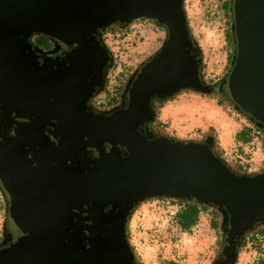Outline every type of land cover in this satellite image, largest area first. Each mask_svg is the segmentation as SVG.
<instances>
[{"label":"water","instance_id":"water-1","mask_svg":"<svg viewBox=\"0 0 264 264\" xmlns=\"http://www.w3.org/2000/svg\"><path fill=\"white\" fill-rule=\"evenodd\" d=\"M182 2L0 0V264H135L125 219L149 197L221 211L224 237L211 264H233L244 232L264 222V170H232L210 137L152 132L157 99L184 88L220 91L264 125V0L231 1L235 57L215 86L199 78ZM138 17L164 25L161 46L133 75L123 106L89 108L109 58L97 30ZM31 33L63 54L43 55Z\"/></svg>","mask_w":264,"mask_h":264},{"label":"rangeland","instance_id":"rangeland-1","mask_svg":"<svg viewBox=\"0 0 264 264\" xmlns=\"http://www.w3.org/2000/svg\"><path fill=\"white\" fill-rule=\"evenodd\" d=\"M221 1L183 0L188 25L200 50L204 80H212L220 75L225 69L227 55L231 52V47L227 44L223 33L225 25L220 9ZM149 33H165V31L149 20L138 19L131 23L123 35L106 36V43L116 59H112V65L107 69L100 90L90 99L95 107L108 109L118 102L124 86L136 73L142 61L159 49L165 34L161 42L153 46L152 42L155 41L149 37ZM37 45L44 48L49 46V41L41 37ZM182 90L173 100L182 97H187L189 100H180L171 109L175 110L171 112L177 125L185 128L193 124H204L205 127L198 129H205L207 121L218 120L216 111L212 107L214 98L203 96L191 89ZM226 99L229 100L227 97ZM166 122L169 124L170 119ZM156 131L160 133L157 128ZM164 131L171 132L167 128H164ZM173 133L188 139L198 137L195 128L186 135L180 136L175 131ZM229 162L227 163L239 173H255L264 167V163L257 167H247L239 162ZM182 208L183 204L175 201L146 199L133 211L127 230L129 243L133 246L141 264H210L219 249L218 229L213 230L209 225L215 218V210L212 207L199 208L194 225L183 231L176 218ZM5 213V208L0 206V229L3 217L5 221ZM218 221L216 220V223ZM253 231H259V227L247 231L246 234ZM244 242L238 253L236 252L235 264H254L261 257L263 238L256 236L254 242L244 238Z\"/></svg>","mask_w":264,"mask_h":264},{"label":"trees","instance_id":"trees-1","mask_svg":"<svg viewBox=\"0 0 264 264\" xmlns=\"http://www.w3.org/2000/svg\"><path fill=\"white\" fill-rule=\"evenodd\" d=\"M231 1L232 0H222L220 2V9L222 11L223 22H224V25H225L224 32H223L224 33V38L226 40H228V42L227 41L226 42H227L228 45H230L231 52H230L229 55H227V59L225 60V63H224L225 69L220 73V75L217 78L212 79V80H204L203 79V72H202L203 65L201 64L200 50H199V47L197 46V43H196L195 39L192 36L191 28L188 25V19H187L186 15H185V11H184L185 22H186L189 38L194 42V48L198 52V56H197L198 57V75H199L200 80L203 83H205L206 85H209V86L215 85L217 81L221 82L227 76V74H228V72H229V70H230V68L232 66L233 59L235 57V39H234V34H233V18H232V13H231ZM182 6H184L183 2H182ZM183 10H184V8H183ZM138 19L149 20L150 22H152V24L163 28V30L165 31L164 34L166 35V30H165L164 25L158 23L156 20H154L152 18L138 17V18L131 19L130 21H128L126 23H121V22H117V21L108 23L107 25H105L104 27L101 28L100 35L97 36V41H98L99 45L102 46L106 50V52H107V54L109 56V58H108V60L106 62V65H105L106 66L105 67V73L107 72V69L109 67H111L112 59L113 58L116 59V57L113 56V53H112L110 47L106 43V36H108V35L113 36L114 34L123 35L124 32H126L127 29L130 27L131 23H133L134 21H136ZM31 37H33V40L31 42L32 45L35 48H37V49H39L41 51H45L47 46L44 47V48H41V47H39L37 45L38 40L41 39V37H43V34H41V33H31L30 38ZM150 57L151 56H147L145 61L148 60ZM143 62L144 61H142V63ZM104 80H105V77L99 83V85H98L96 91L94 92L93 96L100 90ZM129 83H130V81H129ZM129 83L126 84L127 87H126V85L124 86V89L122 91V96H123L124 93H126V90H127L128 86H129ZM184 89H187V88H184ZM181 91H183V90L179 89L175 93H173L170 97L158 98L157 99L158 104L156 105V107L154 109L153 126L158 128V131H160L161 134H163V135H165L167 137H170V138H173V139H179V140H186V139H188L187 137H179V136L175 135L173 132L168 133L167 131H164V128H166L167 125H165L164 123H161L157 119L159 109L164 104H166L168 101L173 100L174 97L176 96V94H178ZM197 93L201 94L203 96L207 95L209 98H214L215 102H216V104L218 106H221L223 108L229 107V109H231L232 111L237 112L243 118L248 120L252 125H254L257 130L259 129L258 131L260 133H262V135L264 137V125L260 124L258 121L253 119L250 115H248L247 113L243 112L236 105H234L232 102L227 100L225 95L221 94L220 96H216L215 94L208 93V92L207 93L197 92ZM151 100L153 101L154 98H152ZM109 110H112V109H109ZM196 133L198 135V137L196 139H188V140H197V141H199V140H203L206 137H210L211 138V142H212L211 143V149H212L213 153L216 156H218L220 159H222L226 163V165L229 166L233 170V168L227 163V161H225L223 159V157L221 156V154L219 152V149H218L217 144H216V137H215L214 129L211 126H209V127L205 128V129H197ZM262 170H264V167L262 169H260L259 171H262ZM259 171H257V172H259ZM237 173H239V172H237ZM241 174H254V173H241ZM146 199H162V200L166 199V200L182 203L183 204V208H182V210L179 213H177V217L176 218H177V221H178V224H179L180 228L183 231H187L192 225H194V223L196 222L197 214L199 212V208L203 209V208H206V207H212L215 210L214 211L215 214H218L219 218H220V216H222V213H221V211H219L218 208L213 207L211 205L209 206V205L201 204V203H198V202H195V201H192V200L179 199V198H170V197H149V198H146ZM146 199H143L141 201L136 202L135 204H133V206L128 211V214H127L126 219H125V224H124V226H125V235H126L128 243H129V236H128L127 227H128V221L130 219V216L133 213V211L137 208V206L141 202L146 200ZM0 206L2 208H6L5 200H4V198H3V196L1 194H0ZM222 218H223L222 220L225 221L224 216H222ZM209 225L214 230L215 229H219L218 230L219 231V235L217 236V238L221 240L222 237H223V234H224V230H225L224 226H222L220 228L217 227L216 225H218V222L216 223L214 220L210 221ZM257 227H259V231H256V232L253 231L252 233H250L248 235L246 234L247 231H250V230H252L254 228H257ZM247 231L244 232L243 236L241 237L240 242L237 245V250H236L237 253H238L241 245L243 243H245L244 242V238H246V240L249 241V242H254L255 241V237L256 236H260V237L263 238V241H264V225L255 224L250 229H248ZM3 234H4V217L2 218V225H1V229H0V244L3 241V239H4L3 238ZM220 240H218V243H219ZM129 246H130V249H131L132 254H133L134 263L135 264H141L140 261L138 260V257L136 255V252H135L133 246L130 243H129ZM213 260L214 259L211 260L210 264L212 263ZM235 263H236V261H234L233 264H235ZM255 264H264V246L262 248L261 257H259V259L257 260V262Z\"/></svg>","mask_w":264,"mask_h":264},{"label":"crops","instance_id":"crops-1","mask_svg":"<svg viewBox=\"0 0 264 264\" xmlns=\"http://www.w3.org/2000/svg\"><path fill=\"white\" fill-rule=\"evenodd\" d=\"M163 34L164 33H149V37L155 41L152 42V44H154L153 46L161 42ZM180 100H189V98L182 97L179 100L168 101L159 109L157 119L165 125L167 124L166 120L170 119V123L167 124L166 128L171 132L175 131V133L180 136L186 135L187 132H191L193 128L197 130L200 127H205L204 124H193L182 128L176 124L174 121V114L171 112H175V110L171 109H173L174 105ZM212 101V107L216 111L218 120L207 121L206 127L211 126L214 129L216 144L223 159L227 162H239L247 167H257L263 164V135L258 132L254 125L237 112L230 110L229 107L223 108L218 106L215 100ZM178 128L182 130L180 131ZM214 216V221L219 219L215 213Z\"/></svg>","mask_w":264,"mask_h":264},{"label":"flooded vegetation","instance_id":"flooded-vegetation-1","mask_svg":"<svg viewBox=\"0 0 264 264\" xmlns=\"http://www.w3.org/2000/svg\"><path fill=\"white\" fill-rule=\"evenodd\" d=\"M100 30L101 29H98L97 30V32L96 33H100ZM97 36H98V34H96V39H97ZM43 37H45L48 41H49V46H47V48L45 49V51H41V50H39V49H37L40 53H42L43 55H47V56H57V55H60V54H63V52H64V48L61 46V45H59L58 43H55V41L54 40H52V39H50L49 37H47V36H45V35H43ZM31 42H32V40H33V37H31L30 39H29ZM227 42H228V40H226ZM106 67V66H105ZM105 67L103 68V71H102V78H101V81H102V79L105 77ZM132 78V77H131ZM220 80V79H219ZM100 81V82H101ZM130 81V80H129ZM129 81L127 82V84L129 83ZM220 82L219 81H217L216 82V84L215 85H218ZM99 85V84H98ZM98 85H96L95 87H94V90H93V92H92V94L88 97V99H87V105L89 106V108H91V109H93V110H97V109H101V110H104V109H102V108H98V107H95L93 104H92V102H91V97L93 96V94H94V92L96 91V89H97V87H98ZM215 85H212V86H215ZM126 87H127V85H126ZM208 93H212V94H215L216 96H220L221 94L222 95H224L223 93H221L220 91H217V90H211V91H209ZM125 95H126V93H124L123 94V96L121 95V97H120V99L118 100V102H116V103H114V105L113 106H111L110 108H108L107 110H109V109H115V108H118V107H121V106H123L124 104H125ZM154 99H156V98H154ZM153 128H154V130H152V132L153 133H156L157 134V131H156V127L155 126H153ZM158 129V128H157ZM234 170V169H233ZM235 171V170H234ZM217 216H218V214H216ZM222 216H223V214H222ZM222 216H220V218L218 219L219 221H218V226L217 227H222V226H224V229H225V221H223L222 219ZM216 222V221H215ZM262 225H264V222L263 223H261ZM219 230V229H218ZM218 233H219V231H218ZM223 237H224V234H223ZM223 237H222V239L219 241V243H218V250H217V252H216V254H215V256H214V258L213 259H218L219 257H220V249H221V242L223 241ZM3 241L1 242V244L3 243V242H5V236H4V234H3ZM0 244V245H1ZM259 259V258H258ZM257 259V260H258ZM257 260L255 261V263L257 262ZM254 263V264H255Z\"/></svg>","mask_w":264,"mask_h":264}]
</instances>
